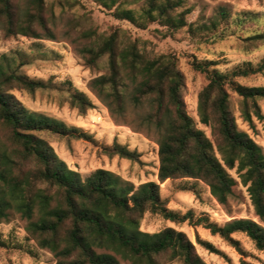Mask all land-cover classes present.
<instances>
[{"label":"trees","instance_id":"16d2710c","mask_svg":"<svg viewBox=\"0 0 264 264\" xmlns=\"http://www.w3.org/2000/svg\"><path fill=\"white\" fill-rule=\"evenodd\" d=\"M95 1L115 8L117 20L138 29L158 22L173 33L187 25L189 11L183 10L187 0ZM141 2L139 9L130 8ZM47 13L45 0H28L25 9L20 0H0V26L8 38L55 40ZM221 16L226 18L225 11ZM81 40L86 65L101 73L91 87L112 115L126 112L129 82L134 86V107H148L143 124L159 135L160 182H203L221 205H227L236 196L238 182L229 172L235 170L259 218V222L241 218L219 225L200 217L194 225L203 226L237 249L239 241L234 235L245 234L264 251V151L247 132L238 129L229 93L231 88L242 98L246 121L253 122L252 113L264 119L259 104L264 100V86L248 87L237 81L264 75V60L256 67L228 72L211 69L212 62L194 63L208 79L199 94L198 113L201 124L213 127L218 157L213 142L187 111V79L174 55L150 57L119 27L103 34L84 32ZM249 40L264 43V31ZM46 87L45 81L0 64V224L11 210L21 213L29 220L27 234L41 249L53 253L57 264H122L120 258L131 264H207L187 233L172 227L154 234L141 230L147 213L178 224L194 222L193 212L182 215L168 207L158 183L136 186L105 169L83 178L58 158L44 135L75 140L89 137L62 121L29 110L13 93H34ZM70 92L71 105L81 115L93 109L85 93ZM103 150L111 158L142 163L138 153L119 144ZM182 190L196 193L193 187ZM197 240L214 250L209 243Z\"/></svg>","mask_w":264,"mask_h":264},{"label":"rangeland","instance_id":"374dc122","mask_svg":"<svg viewBox=\"0 0 264 264\" xmlns=\"http://www.w3.org/2000/svg\"><path fill=\"white\" fill-rule=\"evenodd\" d=\"M25 9L28 0H20ZM50 17L49 27L55 40L33 39L24 36L6 37L0 26V64L11 65L21 75L42 80L47 87L34 93L14 91V95L31 111L64 122L88 135V140L67 139L44 135L58 158L69 169L83 178L98 169L112 171L136 186L155 182L161 186L162 196L168 199V207L184 215L193 212L194 222L174 223L162 216L147 213L141 230L158 233L168 227L187 233L198 254L207 264H264V251L242 233L234 235L240 249L230 246L219 236H214L195 221L206 217L219 225L247 218L259 222L251 199L235 170L229 171L237 180L236 196L227 205H221L203 182L169 180L161 183L159 173V135L143 124L148 107L136 108L131 102L133 85L129 82L127 107L123 115H112L107 105L91 87L93 79L101 73L88 67L81 53L84 32L103 34L112 27L126 31L127 38L137 41L141 50L155 57L172 54L177 58L180 70L187 79L186 105L197 127L204 131L217 150V136L212 126L201 124L198 113L199 94L208 84L206 74L197 71L194 63L212 62L211 69L232 71L249 65L257 66L264 60V43L253 44L249 38L264 31V0H187L183 10L187 25L173 33L156 22L142 30L127 21L114 17L115 8H107L95 0H45ZM143 2L131 5L139 9ZM181 10V11H183ZM225 11L226 18H222ZM244 86H264V75L238 78ZM70 91L85 93L93 103V109L81 115L71 105ZM231 111L237 127L262 147L264 151V119L252 113L253 122L243 116V101L229 88ZM264 115V100L259 102ZM114 144L127 147L140 155L142 163L119 157H109L104 148ZM195 188L196 193L182 190ZM29 220L14 210L0 224V264H57L53 253L41 249L27 234ZM209 243L210 250L197 239ZM122 264H131L120 258ZM167 264H183L180 261Z\"/></svg>","mask_w":264,"mask_h":264}]
</instances>
